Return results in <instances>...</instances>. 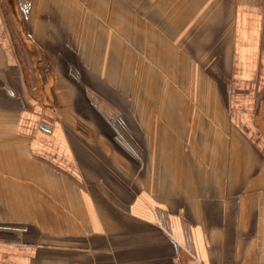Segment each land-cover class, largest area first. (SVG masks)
<instances>
[{"label":"crops","instance_id":"1","mask_svg":"<svg viewBox=\"0 0 264 264\" xmlns=\"http://www.w3.org/2000/svg\"><path fill=\"white\" fill-rule=\"evenodd\" d=\"M0 264H264V0H0Z\"/></svg>","mask_w":264,"mask_h":264}]
</instances>
